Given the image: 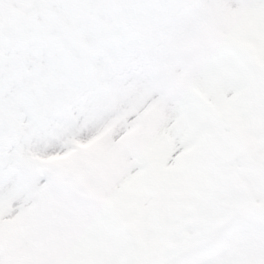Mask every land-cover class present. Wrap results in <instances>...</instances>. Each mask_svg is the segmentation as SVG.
<instances>
[{
  "label": "snow or ice",
  "instance_id": "snow-or-ice-1",
  "mask_svg": "<svg viewBox=\"0 0 264 264\" xmlns=\"http://www.w3.org/2000/svg\"><path fill=\"white\" fill-rule=\"evenodd\" d=\"M0 264H264V0H0Z\"/></svg>",
  "mask_w": 264,
  "mask_h": 264
}]
</instances>
